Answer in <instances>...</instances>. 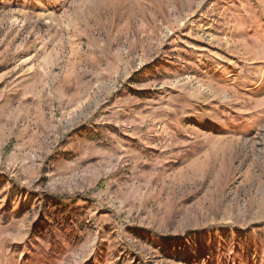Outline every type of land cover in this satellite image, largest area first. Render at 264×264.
<instances>
[{
	"label": "rangeland",
	"instance_id": "obj_1",
	"mask_svg": "<svg viewBox=\"0 0 264 264\" xmlns=\"http://www.w3.org/2000/svg\"><path fill=\"white\" fill-rule=\"evenodd\" d=\"M0 264H264V0H0Z\"/></svg>",
	"mask_w": 264,
	"mask_h": 264
},
{
	"label": "trees",
	"instance_id": "obj_2",
	"mask_svg": "<svg viewBox=\"0 0 264 264\" xmlns=\"http://www.w3.org/2000/svg\"><path fill=\"white\" fill-rule=\"evenodd\" d=\"M203 232H205V231L189 232V233L186 234V239H190L191 237H195V236H196V238H198L199 234L203 233ZM212 240H214V238Z\"/></svg>",
	"mask_w": 264,
	"mask_h": 264
}]
</instances>
